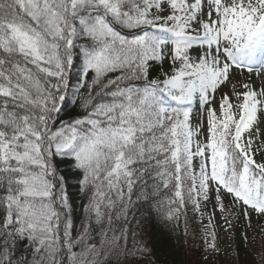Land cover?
Masks as SVG:
<instances>
[{
  "label": "snow or ice",
  "instance_id": "1",
  "mask_svg": "<svg viewBox=\"0 0 264 264\" xmlns=\"http://www.w3.org/2000/svg\"><path fill=\"white\" fill-rule=\"evenodd\" d=\"M262 125L264 0H0V264H189V206L264 217Z\"/></svg>",
  "mask_w": 264,
  "mask_h": 264
},
{
  "label": "rangeland",
  "instance_id": "2",
  "mask_svg": "<svg viewBox=\"0 0 264 264\" xmlns=\"http://www.w3.org/2000/svg\"><path fill=\"white\" fill-rule=\"evenodd\" d=\"M240 81L241 83H250L257 90L262 86V81L257 77L255 72H249L247 69H236L234 70L232 82L225 83L216 94L217 104L223 93H228L230 96V102L235 103V96L233 94V83ZM235 91H242L240 87H237ZM74 109V108H73ZM72 109V111H73ZM264 128V125H262ZM232 198L229 196L224 197L226 205L231 207ZM215 204L214 198L211 203H201V211L203 212V221L201 216L198 214L199 222L201 225V233L203 238L205 237L204 228L207 225L208 219L212 218V224L217 234V247L218 252L205 249L206 264H263L264 263V217H257L255 214L252 215L251 228L247 227V222L240 217L239 221H233L236 225L231 231L225 232L224 229L227 227L221 219V213L213 209ZM237 211L239 209L237 208ZM247 232L249 237L248 243L246 244L248 252L243 259L239 260L235 256L234 240L237 233L243 234Z\"/></svg>",
  "mask_w": 264,
  "mask_h": 264
},
{
  "label": "trees",
  "instance_id": "3",
  "mask_svg": "<svg viewBox=\"0 0 264 264\" xmlns=\"http://www.w3.org/2000/svg\"><path fill=\"white\" fill-rule=\"evenodd\" d=\"M74 73H75V69H73V74ZM74 80H75V76L73 75V82ZM74 107L75 105L71 103V98L69 97V101L64 105L63 111L61 112V116L66 118V113L72 112V109ZM256 158L260 159V156L257 155ZM73 183H75V181H73ZM79 203L80 201L79 199H77L76 200L77 211H79V207H78ZM187 215H188V222H189V233H190L189 243H190L191 250L188 251L187 248L185 249V251L188 252L186 259L189 261V264H206V259L204 255L205 246L202 243L203 236L201 233V225L199 222L198 214L192 210L191 206H189L187 210ZM183 219L184 218L181 217V221H180L181 230L184 227ZM234 249H235L234 254L239 260L243 259L244 256L247 254L246 252H248L247 246L244 243L243 237L240 233H237L235 236Z\"/></svg>",
  "mask_w": 264,
  "mask_h": 264
}]
</instances>
